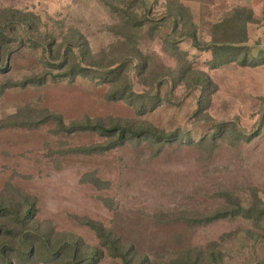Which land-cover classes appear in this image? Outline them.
<instances>
[{"label":"rangeland","instance_id":"rangeland-1","mask_svg":"<svg viewBox=\"0 0 264 264\" xmlns=\"http://www.w3.org/2000/svg\"><path fill=\"white\" fill-rule=\"evenodd\" d=\"M145 3L0 0V33L13 40L0 49V206L12 213L0 224L44 234L50 246L38 245L39 252L62 254L56 262L27 263L20 239L9 238L14 264H86L88 256L95 264H264V55L254 65L213 67L212 51L187 42L168 51L159 43L170 36L164 16L175 6L184 16L177 35L196 29L202 45L241 40L252 13L244 44L254 58L264 53V0H152L150 11ZM15 10L31 14L29 27L11 23ZM228 23L241 31L230 32ZM154 37L160 41L152 44ZM68 42L76 55L65 62ZM141 52L147 70L133 71V85L143 100L156 99L143 116L128 101L111 100L116 88L106 79L60 76L72 65L111 70ZM177 58L209 84L192 89L176 75L162 80ZM59 119L88 127L60 131ZM97 123L188 134L148 142L101 133ZM216 124L229 133L212 134ZM27 216L34 222L22 225ZM78 243L73 258L70 244Z\"/></svg>","mask_w":264,"mask_h":264},{"label":"trees","instance_id":"trees-1","mask_svg":"<svg viewBox=\"0 0 264 264\" xmlns=\"http://www.w3.org/2000/svg\"><path fill=\"white\" fill-rule=\"evenodd\" d=\"M145 1H146L145 4L148 6V10L150 11V9L152 8V0H145ZM170 4L168 5L167 9H169ZM12 13H13V20L11 23H14L15 25V22H17L16 27H19V28L23 26H26V28L29 27L28 25H30V23H29L28 15L30 16L31 15L30 13L24 12L21 10H15V11H12ZM250 16L246 20L247 23L252 22V19L250 18ZM164 17H168L169 21L171 22L172 30L170 32V36L165 37L164 41L163 42L161 41L159 43H162V45L165 44V47L168 48V51L171 49L173 51H180L181 48L179 44L181 42L191 43L192 47H195V48H198L204 51H212L215 58L210 59L208 62L213 67L220 66L228 62H237L240 65H245V66L250 65V64L254 65L257 59L264 55V53L258 52L257 54L258 56L256 57L253 56L254 58H252L251 55L249 54L250 49L248 48L247 45L244 44L246 42V31H245L246 26H247L246 22H245V25L241 28L243 31H241V29H239L237 25H235L236 28L234 29L231 23L226 24L227 27L232 26L229 29L230 32L232 33L241 31V33L243 34L241 40L234 42V41L228 40V37H226L223 39L213 40L212 42H206L204 46L202 45V42L197 36L196 29L194 30L188 29L187 32H184L183 35L182 33L177 35L176 32L184 21L182 8L175 6L174 10L170 9L169 12H167ZM129 19L133 20L132 18H129ZM138 25L139 24H137L134 20H133V23L130 22V26H138ZM4 30H2V32L0 33V49H4L5 43L9 44L13 41L10 38L11 36H7L5 34ZM12 30L16 31V28H12ZM227 34H230V33H227ZM80 36L81 38H83L82 35ZM158 41H160V39L158 37L156 38L154 37L152 38L151 43L155 44ZM84 43H85L84 45L88 48V43L87 42H84ZM76 47L77 46L73 42L67 43V49L65 50V53H64L65 62H67L71 57L76 55L75 54ZM51 52H52L51 50H47V54H51ZM7 53H10V52H7ZM230 55H233V56L230 57ZM0 59H1V54H0ZM72 59L74 61V58ZM146 60L147 58L145 54L141 52L140 59H133L129 62H127L126 59H121V60H118L115 64L111 63L110 64V67H112L111 70H108L107 68L103 69L99 67L97 69H94V71H91L89 70V68L79 69L77 68V66L72 65V67H70L71 74L70 72H67L66 74H61L60 76L63 77L65 75V76L72 77V75H76L77 73H82L84 76L88 75L90 77H95L96 80L98 78L106 79V81L109 82V84L112 87L116 88V91L113 94H111L110 99L128 101L135 109H137L138 111L137 114H140L139 116H143L146 112H149L154 107V104H156V99H151V98L147 100L142 99V96H143L142 92L136 90L133 85V71H138V72L146 71L147 70ZM1 65L2 63H0V66ZM49 65L50 67H54V65L56 64L49 63ZM128 65H132V67L129 69ZM76 70L77 72H75L74 74L73 72ZM168 70L170 74L172 73V75L166 76L162 80H165V79L171 80V78L174 79L173 77L174 75H176L181 80H184V81L186 80L192 89H197L199 85H203L202 87H204L209 84V81H208L209 78L205 73L197 72L196 69L192 68L191 66L184 68V66L181 64L178 58H177V64L174 67L169 66ZM196 74L198 75L197 77H196ZM153 83L155 84V88H158L159 86H161V85L156 84L157 83L156 79L153 81ZM228 124L231 125L232 123L228 122ZM83 125L84 124H75V125L73 124L71 126H66L64 122L61 119H59L58 130L64 131V132H77L81 129H86L88 127V126H83ZM134 125L135 124L127 123L126 126L117 125V126H114L113 128L111 127L107 128L103 126L101 123H97L96 125L93 126V129H96L97 131H100L101 133L103 132L105 134L114 133L116 131L118 133L119 131L118 134H120V136L123 138L127 137V135H131V137L132 136L139 137L140 140H143V138H146L148 142L154 141V142H159V143H163L167 141L171 142L174 140L175 136H177V140H179L180 138L182 139V137L185 134H188L186 132L185 133L179 132L178 134H175L174 136H162L160 135L162 134V132L158 131L157 128L155 127H151L150 125H145L142 123H140L138 127ZM225 127L226 125L224 124H221V125L216 124V126H213L212 134H220V132L222 133L223 131L226 134L229 133L228 132L229 130L222 129ZM238 129L239 128H237V126H234L233 128V131L235 132L234 134H240V129L239 130ZM181 134H184V135H181ZM253 135L259 136L260 134L258 135L253 134ZM232 137L237 138V140L241 139V136L239 135L232 136ZM201 139L203 141L206 140L204 137L200 138V140ZM190 142H193V140H191ZM11 216H12V213L10 209L0 206V217H4L6 220H9L11 219ZM33 222L34 221L30 219V216H27L24 218L22 225L27 226ZM97 232L99 234V238L103 237L101 236L103 235L102 229H98ZM9 238L10 239H20V242L22 243L21 249L23 250V252L21 253V260L24 262L25 261H27V263L35 262V261L36 263L41 262V261L56 262V261H59V259H61L62 257V254L55 252L54 249H51V250L47 249L49 253H46L43 251L39 252L38 245L40 246L42 245L47 248L50 246L49 237L45 236L44 234H38L36 232H33V234L26 232V231H21V232L16 231L15 232V230L11 229L10 226L6 222H4L0 224V254H1L0 258H2V260L0 261V264H14L12 261L9 260V257H8V253L11 250L10 245L12 241ZM108 243L110 244L111 249L115 250L116 242L108 238ZM80 245H81L80 243L74 246L70 244L71 250H73V258L77 256V250L80 249ZM86 260H87L86 264H95L96 257L94 258V256H88Z\"/></svg>","mask_w":264,"mask_h":264}]
</instances>
